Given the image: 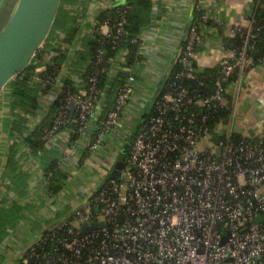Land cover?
Listing matches in <instances>:
<instances>
[{
  "label": "built area",
  "instance_id": "obj_1",
  "mask_svg": "<svg viewBox=\"0 0 264 264\" xmlns=\"http://www.w3.org/2000/svg\"><path fill=\"white\" fill-rule=\"evenodd\" d=\"M129 8L126 1L118 4L115 23L105 15L102 23L109 30L94 35L95 57L88 64L92 69L87 87L60 105L52 125L43 129L44 141L64 126L72 101L78 133L104 106L106 89L99 86V75L112 59L106 58L101 36H110L112 28L116 36L123 34ZM195 11L198 15L176 60L179 68L169 72L131 141L124 175L108 178L68 220L41 233L17 264H264V134L234 141L229 131L205 144L212 138L210 115L200 111L230 108V76L236 68L241 74L253 65L248 51L255 23L249 18L247 25L232 27L230 37L245 34L246 38L237 52L227 49L219 61L213 92L197 97L185 81L198 72L196 47L209 14L201 0L196 1ZM56 70L58 66L48 74L45 87ZM134 85L133 75L123 81L92 149L119 124ZM99 221L103 227L80 232V226Z\"/></svg>",
  "mask_w": 264,
  "mask_h": 264
},
{
  "label": "crops",
  "instance_id": "obj_2",
  "mask_svg": "<svg viewBox=\"0 0 264 264\" xmlns=\"http://www.w3.org/2000/svg\"><path fill=\"white\" fill-rule=\"evenodd\" d=\"M123 1L127 0H60L45 41L0 94V264H17L41 233L68 220L107 181L117 163L120 176L126 171L129 145L176 64L197 0H150L149 20L138 33L135 62L125 66L126 52L121 50L109 63L106 90L116 86L120 72L133 75L135 85L119 124L104 133L97 147L92 149L91 144L100 128V112L88 120L75 141L67 126L41 147L34 148L29 142L36 128L52 117V105L66 84L76 92L84 91L90 44L97 30H109L99 17ZM256 1L201 0L210 22L194 58L198 71L219 65L232 27L248 24ZM53 66L58 70L45 87L48 69ZM22 81L33 94V102L23 103L16 94L15 84ZM227 96L229 121L214 132L218 136L229 131L239 136L264 134V60L231 80ZM210 141L213 139L205 144ZM52 163L65 178L54 193L49 185L52 172L48 171Z\"/></svg>",
  "mask_w": 264,
  "mask_h": 264
},
{
  "label": "trees",
  "instance_id": "obj_3",
  "mask_svg": "<svg viewBox=\"0 0 264 264\" xmlns=\"http://www.w3.org/2000/svg\"><path fill=\"white\" fill-rule=\"evenodd\" d=\"M9 0H5L4 6L2 8V11L0 13V17L4 13V10L7 8V3ZM127 4L130 5V8L128 9L126 13V22L124 24V33L120 36H116L115 28H112L110 36H101L103 41V46L107 50L106 58L113 59L114 56L121 50H124L125 53V66L129 67L131 66L136 59L137 51L140 48V41L138 38V33L140 32L141 28L148 22L149 20V10L151 7V1L150 0H127ZM118 5L111 6L108 10H105L99 17V20L102 22L105 19V15L108 14L111 17V23H115L118 20V14L116 12ZM198 13L195 11V4H193V15L191 17V20L189 22L188 29L190 27V24L195 20ZM251 19L254 20L253 30L254 32V39L252 41V47L248 51V54L253 61V65L249 67H254L257 64L261 63L264 60V0H257L253 12L250 16ZM8 18H6L5 21H7ZM210 20L207 21V25H209ZM6 23V22H5ZM246 36L245 34H237L234 37H229L226 42V49L228 50H234L237 52V50L242 45L243 41L245 40ZM94 40L90 44V54H89V61H93L95 57L94 52ZM183 45V42L181 43V46ZM197 50V47H196ZM110 63V62H109ZM109 63L105 65L106 72H103L99 75V86L104 89L105 88V82L107 78V71L109 67ZM51 67L48 69L47 74L52 73ZM175 69L179 68L177 64L174 66ZM92 68L88 66L86 74H85V87H87L86 84V77L88 72H90ZM219 72V65L215 68H210L205 71H198L195 73L194 77L192 79L186 80L185 84L189 87V89H194L192 92L193 95L201 96V97H207L209 96L214 88V81L217 73ZM238 75H240V72L238 68L235 69L234 73L230 76L229 81L234 80ZM128 77V73L126 72H120L119 79L114 88L105 90V102L104 106H102L98 111L99 114V121L100 124L105 119L107 112L113 108L114 101L117 95L118 90L123 85V81ZM15 91L18 96H20L23 103H26V101H34L33 94L28 91L25 82H17L15 84ZM77 92L74 90L71 84H66L63 88V91L61 95L57 98V100L52 105V112L53 115L51 118L45 119L35 130L33 134V138L29 139L30 144L34 148L41 147L44 140L42 139L43 136V129L46 126L52 125L55 117L57 116L58 110L60 105L66 101L68 97L71 95L76 94ZM229 101L230 108L229 109H220L218 113H213L212 110L208 109L207 107L201 108L200 111L206 114L210 115V128H211V135L213 141H216L221 136L225 135H217L214 131L220 124L227 123L229 121L230 117V111H231V102ZM76 118V114L73 110H69V115L67 121L64 123L63 127H72L76 130V133H73L71 135V141H75L79 135V125L74 122V119ZM62 127V128H63ZM97 132L95 133L96 137ZM232 138L234 141H238L240 136L237 134L232 133ZM127 159V154H126ZM126 166V164H124ZM56 164L52 163L49 165V172H52L50 174V188L52 192H57L61 189L62 182L64 178V175L58 172L55 169ZM46 230L45 232H47Z\"/></svg>",
  "mask_w": 264,
  "mask_h": 264
},
{
  "label": "water",
  "instance_id": "obj_4",
  "mask_svg": "<svg viewBox=\"0 0 264 264\" xmlns=\"http://www.w3.org/2000/svg\"><path fill=\"white\" fill-rule=\"evenodd\" d=\"M4 2L5 0H0V13ZM59 3L60 0H16L15 7L0 32V94L14 76L25 70L45 41L56 18ZM73 107L72 101L71 111ZM115 167L117 169L121 166L117 163ZM116 169L112 170L109 178H120ZM103 226L101 221L93 222L80 226V232L87 233Z\"/></svg>",
  "mask_w": 264,
  "mask_h": 264
},
{
  "label": "rangeland",
  "instance_id": "obj_5",
  "mask_svg": "<svg viewBox=\"0 0 264 264\" xmlns=\"http://www.w3.org/2000/svg\"><path fill=\"white\" fill-rule=\"evenodd\" d=\"M15 4H16V0H9V2L7 3V8L4 10V13L0 17V32L4 28V26L6 24L5 22L8 21L11 13H12L14 7H15ZM6 18H8L7 21H5ZM115 169H116V167H114V170ZM116 170H117V172H119L121 170V167L120 168H117Z\"/></svg>",
  "mask_w": 264,
  "mask_h": 264
}]
</instances>
